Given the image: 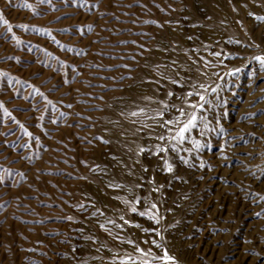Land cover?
<instances>
[{
  "label": "rangeland",
  "instance_id": "1",
  "mask_svg": "<svg viewBox=\"0 0 264 264\" xmlns=\"http://www.w3.org/2000/svg\"><path fill=\"white\" fill-rule=\"evenodd\" d=\"M257 57L264 0H0V264H264Z\"/></svg>",
  "mask_w": 264,
  "mask_h": 264
},
{
  "label": "snow or ice",
  "instance_id": "2",
  "mask_svg": "<svg viewBox=\"0 0 264 264\" xmlns=\"http://www.w3.org/2000/svg\"><path fill=\"white\" fill-rule=\"evenodd\" d=\"M28 6L30 7V5H28ZM4 23L7 24L8 23L7 20H5ZM22 27H26V26H22ZM256 59L261 60L262 64H264V57H257ZM201 98L203 99V97H201ZM201 107H202V105H201ZM133 115H135V113H133ZM195 121H196V116L193 115L191 117V119L188 121V123L185 124L184 127L180 129L179 135H180L181 138H183L185 132H187L191 127L194 126ZM167 123L170 124V123H172V121H168ZM163 138L164 137H160V139H163ZM165 164H166V170L171 172L173 170L172 165L170 163H168L167 161H165ZM153 207H155V205ZM132 211L135 212L136 208L133 207ZM141 215H144V213H141ZM151 218L152 219H157L155 216H152ZM129 243H131V241H129ZM157 259L166 260V261H169V262H174V257L169 256L168 253H167V250H164V255L162 257H157Z\"/></svg>",
  "mask_w": 264,
  "mask_h": 264
},
{
  "label": "bare ground",
  "instance_id": "3",
  "mask_svg": "<svg viewBox=\"0 0 264 264\" xmlns=\"http://www.w3.org/2000/svg\"><path fill=\"white\" fill-rule=\"evenodd\" d=\"M134 106V105H133ZM132 107V106H131ZM132 109H134V108H132ZM136 109V108H135ZM110 113H112V111L110 110L109 111ZM111 115V114H110ZM113 116V115H112ZM124 123V122H123ZM128 123V122H127ZM122 125V124H121ZM124 126H125V128L124 129H129V127H128V125L129 124H123ZM183 126V125H182ZM123 127V126H122ZM131 128V127H130ZM132 129H133V127H132ZM180 129H181V127H180ZM134 132V131H133ZM177 137V136H176ZM181 139V138H180ZM137 141H138V138H137V136L136 135H131L130 137L129 136H121V135H119L118 137H116L115 138V145L119 148V149H122V150H130V149H132V150H134V148L136 147V144H137ZM138 143H139V141H138ZM124 152V151H123ZM129 152H131V151H129ZM133 154V153H132ZM137 154V153H136ZM135 154V155H136ZM123 171H124V169H123ZM119 172V171H118ZM120 173V172H119ZM134 173V172H133ZM133 173H132V175H133ZM121 174V173H120ZM135 174V173H134ZM126 175V174H125ZM130 174H128V176H129ZM123 177H124V175H123ZM125 177H127V175L125 176ZM133 178H135V176H132ZM131 177V178H132ZM132 178V179H133ZM130 179V178H129ZM131 179V180H132ZM128 180V179H127ZM131 182V181H130ZM129 183V182H128ZM132 183V182H131ZM128 200V199H127ZM129 202V201H128ZM127 202V203H128ZM130 203V202H129ZM128 203V204H129Z\"/></svg>",
  "mask_w": 264,
  "mask_h": 264
}]
</instances>
